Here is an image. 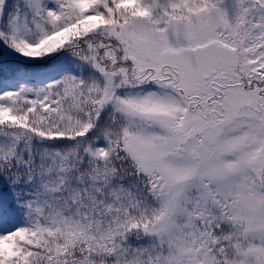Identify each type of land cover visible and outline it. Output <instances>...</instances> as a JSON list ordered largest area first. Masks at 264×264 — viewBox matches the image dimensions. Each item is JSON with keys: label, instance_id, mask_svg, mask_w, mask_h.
Instances as JSON below:
<instances>
[{"label": "snow or ice", "instance_id": "obj_1", "mask_svg": "<svg viewBox=\"0 0 264 264\" xmlns=\"http://www.w3.org/2000/svg\"><path fill=\"white\" fill-rule=\"evenodd\" d=\"M0 264H264V0H0Z\"/></svg>", "mask_w": 264, "mask_h": 264}]
</instances>
